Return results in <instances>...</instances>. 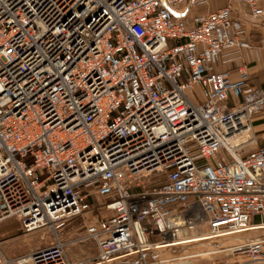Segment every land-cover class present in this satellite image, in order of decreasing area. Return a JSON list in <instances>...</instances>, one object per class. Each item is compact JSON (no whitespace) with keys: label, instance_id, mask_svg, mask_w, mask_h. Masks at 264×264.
I'll return each mask as SVG.
<instances>
[{"label":"built area","instance_id":"obj_1","mask_svg":"<svg viewBox=\"0 0 264 264\" xmlns=\"http://www.w3.org/2000/svg\"><path fill=\"white\" fill-rule=\"evenodd\" d=\"M241 1L264 16V0ZM214 5L0 0V223L56 232L99 196L110 214L86 235L98 261L142 264H188L148 258L254 228L264 146L247 145L264 86L250 83L253 45L232 0ZM238 61L237 79L219 69ZM212 251L264 264V238ZM20 262L72 264L59 237Z\"/></svg>","mask_w":264,"mask_h":264},{"label":"crops","instance_id":"obj_2","mask_svg":"<svg viewBox=\"0 0 264 264\" xmlns=\"http://www.w3.org/2000/svg\"><path fill=\"white\" fill-rule=\"evenodd\" d=\"M214 2V7H218L228 4L229 0H214ZM232 4L235 8L236 17L247 25L251 43L253 45V48L248 52V56L245 59L250 73V83L256 86H264V16L257 19L251 18L249 7L241 0H232ZM239 64H241L240 61L235 64H222L219 66V69L229 71L232 77L237 79L239 77L237 72V66ZM251 138L252 142L247 145V148L253 149L264 146V114L259 115L254 119L251 129ZM94 198L90 199L92 205H95ZM72 223L74 222L72 221ZM91 224L92 223L86 224V229ZM68 225L71 224L66 223L60 231L65 230ZM252 226H254V228L242 234L234 235L233 238L227 239L223 242L217 239H214L217 240L215 242H213V239L203 242L202 246L203 248H206V250L186 254L193 256L191 261L187 260V263L226 264L238 260H247L248 257L243 254L234 255L229 251L213 252L212 250L219 249V247L229 248L236 244H242L256 238H264V215L254 216L252 219ZM45 230L38 229L31 232H25L19 221L16 219H9L1 222L0 249L3 255L7 260H11V264H31L30 262L22 263L20 262V259L33 251L44 248L40 247V241L43 238V234H45ZM86 235L87 230L81 232L74 238L65 235L61 238L67 243L68 256L72 264H139V260L141 259L140 255H131L112 262L100 263L98 261L99 248L97 243L92 239H88ZM88 244L91 249H88ZM206 252L209 253L206 254ZM200 253L205 254L198 255Z\"/></svg>","mask_w":264,"mask_h":264},{"label":"rangeland","instance_id":"obj_3","mask_svg":"<svg viewBox=\"0 0 264 264\" xmlns=\"http://www.w3.org/2000/svg\"><path fill=\"white\" fill-rule=\"evenodd\" d=\"M138 181H142V178L138 179ZM144 181L146 182L147 186H149V185H152L158 182H163L164 178H161V179L150 178V179H145ZM94 202H95V205L92 210L85 212L77 216L76 218L72 219L74 223H72L71 220H70L71 222L70 221L67 222L71 225H68L66 229L63 231H60L61 228L58 229L56 232L49 230V229L45 230L44 228H41L42 230H45L44 231L45 234H43L42 236L43 238L40 241V247H47L52 242H54L57 237L62 238L64 235L67 237L74 238L77 235H79L81 232H85L87 230L85 227L86 224L95 223L98 219L110 214V211L107 210L106 207L101 206V204L105 202L104 198L95 196ZM233 237L234 235H230V236L217 239V240H220L223 242ZM217 240H214L213 242ZM88 247H89L88 249H91L89 244H88ZM203 250H206V248H203L202 244H198V243H193V244L186 245L183 247H180V246L173 247V248L166 247V248L159 249L158 251L151 252L148 260L156 261L159 259L171 258L173 256H182V255H186L190 253L201 252ZM139 264H142V258L139 260Z\"/></svg>","mask_w":264,"mask_h":264}]
</instances>
